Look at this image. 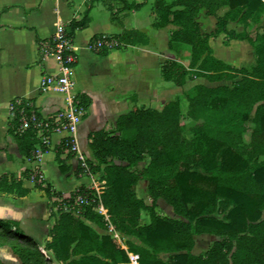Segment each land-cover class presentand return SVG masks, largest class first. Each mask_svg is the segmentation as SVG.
Returning <instances> with one entry per match:
<instances>
[{
	"label": "trees",
	"instance_id": "1",
	"mask_svg": "<svg viewBox=\"0 0 264 264\" xmlns=\"http://www.w3.org/2000/svg\"><path fill=\"white\" fill-rule=\"evenodd\" d=\"M101 1L110 10L112 1H120L128 10H137L145 3V0L140 3ZM90 6L80 19L69 22L66 31L70 39L75 30L87 26ZM224 7L227 9L223 14L217 15ZM154 9L157 19L153 25L177 26L171 32L170 43H182L190 51L186 66L174 60H165L160 65L164 80L182 86L190 72L211 80L233 79L237 73L242 77L230 87L194 86V95L188 97L187 115L200 123L191 129V139L182 134L179 98L169 100L161 109L142 106L131 109L116 117L111 130L89 132L88 147L93 160H86L87 171L103 173L105 188L100 200L115 227L135 235L150 248L128 247L138 254V264H264V17L259 24L260 32L254 37L246 31L248 20L264 12V0H174L170 3L154 0ZM200 10L216 17L214 33L224 32L252 46L255 66L235 69L212 55L209 34L201 33L196 22ZM234 20L244 25L239 33L226 29L227 22ZM111 38L117 43L115 48L146 43L144 34L137 30H123ZM95 53L105 55L107 49L101 48ZM74 97L84 109L90 104V98L84 94ZM9 108L6 133L14 138L17 151L25 157H30L36 145L42 152L46 151L48 145L40 141L30 119L31 114L43 118L32 100L20 98V103L12 100ZM21 109L28 120L25 129L20 128ZM248 120L252 127L246 141L243 134ZM52 132L50 126L43 134L49 137ZM65 141L66 138L60 144ZM66 169L59 164L62 173ZM22 177L31 179L46 196L61 197L50 185L42 186L34 172L27 170ZM139 180L146 182L149 205L133 190ZM84 190L81 186L62 201H70L75 193ZM0 191L19 196L27 193L20 180L6 175L0 176ZM157 199L166 202L182 219L159 216L155 212ZM140 209L148 211L147 225H137ZM226 209L221 218L217 216L216 211ZM84 220L102 225L101 217L91 207L76 216L58 208V219L51 227L52 235L44 249L50 250L61 264L128 262L127 252L113 238L99 236ZM196 234L217 237L203 255L190 253ZM2 242L22 264H51L36 241L23 234L14 220L0 219V246ZM93 251L110 262L90 254ZM160 251L173 254L168 261H162L156 257ZM0 264L6 263L0 261Z\"/></svg>",
	"mask_w": 264,
	"mask_h": 264
},
{
	"label": "crops",
	"instance_id": "2",
	"mask_svg": "<svg viewBox=\"0 0 264 264\" xmlns=\"http://www.w3.org/2000/svg\"><path fill=\"white\" fill-rule=\"evenodd\" d=\"M127 1L140 3L143 0ZM163 1L170 3L174 0ZM75 2L76 0H0V176H12L20 180L21 186L27 189V193L23 196L14 192L0 191V219L16 221L23 234L35 240L39 249L51 259V264L61 263L54 259L50 250L44 249V245L51 238L50 230L58 219V208L67 211L63 208L67 201L63 202L62 199L68 198L82 186L84 191L96 189L99 202L102 205L100 196L105 188L103 173L101 171L89 172L80 166V157L85 162L93 160L88 147V133L96 130H111L119 114L141 107L146 96L148 97L146 99L159 104V107L168 102L172 89L162 78L160 65L165 60H174L186 66L179 57L171 55L175 46L184 45L178 42L170 43L171 32L177 26L172 23L158 27L153 25L157 19L154 0H145V3L137 10L124 9L120 1H112L111 10L101 0H80L76 7ZM88 6L90 8L87 13V26L75 30L71 40V50L76 55V63L70 73L72 86L67 92L52 87L40 90L41 78L47 74H57L59 66L52 56H44L40 53L39 43L49 38L58 25H62L67 30L69 22L72 19H80ZM224 8V10L227 9ZM174 9H180V7H174ZM221 14L223 13L218 10L217 15ZM199 16L210 20L212 23L210 30L205 29L198 21ZM196 22L201 33L209 34L208 44L214 57L235 69L255 66L256 59L247 65L240 63H237V66L234 65L233 47L239 49V62L244 61L248 51L253 54L254 50L244 39L230 38L224 32L214 33L215 16L207 15L203 10H200ZM231 22H227L226 29L239 32L228 27ZM123 30L142 32L146 43L113 47L107 49L105 55L97 54L88 47L89 42L97 36L114 37ZM214 36L222 38L221 44L217 43ZM198 77L204 76H195V78ZM237 78L240 79V77ZM208 81L214 80L208 79ZM185 82L182 86L174 85L175 90L183 88ZM197 84L208 87L215 86L202 81H197L195 85ZM77 94H84L90 98V104L85 109V117L76 119L72 124L71 131L59 128L52 132L47 140L48 149L46 151L42 152L39 145H36L30 157L21 155L17 151L14 138L6 133L10 117V102L16 98L31 99L43 118L57 121L60 116L65 114L72 96ZM140 103L142 104L140 105ZM70 135L73 136L75 144V149L72 152H69L64 144H60L65 137ZM60 163L67 167L66 172L62 173L59 170ZM50 168L56 172L57 182L49 181L48 170ZM27 170L38 172L37 175L42 186L50 185L55 191L61 193V197L46 196L43 190L35 187L31 179L22 177V174ZM139 185H142L147 198L138 195L137 187ZM133 190L137 197L143 199L145 205L151 203V199L146 193L144 180H139ZM31 197L34 199H30ZM146 199H149L150 203L146 202ZM54 202L60 206L55 205ZM160 202L168 208L167 213L162 214L157 210ZM37 203H40L39 207L35 206ZM155 203V212L159 216L182 219L162 199H157ZM48 209L51 210L50 213ZM52 209H54V216ZM92 210L101 217L102 225L88 220H84V222L99 236L107 235L113 238L127 252L128 262H118L117 264H138V259L136 261L130 259L131 254L137 253L129 251L128 247H143L148 250L150 248L135 235L124 233L116 228L103 205L101 211ZM144 211L145 209L139 210L138 226L149 223V215L142 218ZM70 212L75 216L80 214V212ZM28 226L29 228H25ZM30 228L31 230H29ZM198 236L213 238L216 236L211 234L193 236L194 243L190 253L203 255L215 239H212L210 246L203 252H195ZM90 254H95L102 260L110 262L108 258L101 257L94 251ZM172 254L173 252L160 251L156 257L162 261H168ZM78 257L72 256L71 258ZM10 258L14 263L8 262V264H22L11 253Z\"/></svg>",
	"mask_w": 264,
	"mask_h": 264
},
{
	"label": "built area",
	"instance_id": "3",
	"mask_svg": "<svg viewBox=\"0 0 264 264\" xmlns=\"http://www.w3.org/2000/svg\"><path fill=\"white\" fill-rule=\"evenodd\" d=\"M71 40L72 39L68 37L67 31L64 27L62 25H58L49 38L39 43L40 53L44 56H52L59 66V72L57 74H47L41 78L39 84L40 90L43 91L52 87L67 92L72 86L70 73L73 65L76 63V55L71 50ZM116 44L117 43L113 38L101 35L98 38L92 39L89 42L88 47L93 52H96L101 48H113ZM13 101L15 103H20V98H16ZM84 113L85 109L79 105L78 100L72 96L66 107L65 114L60 116L57 121L48 118H37L34 114H31L30 119L32 120V125L36 129L40 141L47 143L48 137L43 134L46 129L52 126L53 132L59 128L71 131L73 122L76 119L81 118ZM20 121V128L25 129L27 127L28 120L22 109L20 110ZM65 138V148L69 150V152L74 151L75 144L73 136L70 135ZM79 159L80 166L87 171L88 168L86 162L82 157ZM92 190L75 193L70 201L68 200L64 203L63 208L67 211H73L76 213H79L86 207H91L94 210L101 211L102 205L99 202L97 191L94 188ZM130 259L132 261H136L138 259V255L131 254Z\"/></svg>",
	"mask_w": 264,
	"mask_h": 264
},
{
	"label": "rangeland",
	"instance_id": "4",
	"mask_svg": "<svg viewBox=\"0 0 264 264\" xmlns=\"http://www.w3.org/2000/svg\"><path fill=\"white\" fill-rule=\"evenodd\" d=\"M80 0H76L75 2V7L78 5V2ZM225 8L223 9H220V13H223V11ZM261 17H264V12L261 14L260 17L258 16H253L252 18H250L248 20V26L246 27V31L250 33V35L252 37H254V35L256 33H259L260 32V22H261ZM199 22L202 23V26L205 27V29L207 30H210L212 28V23L210 22V20H208L207 18H204L202 16H199L198 18ZM215 21V20H213ZM216 22H214V26H215ZM228 27H232L233 29L235 30H238L239 32H241L244 28V25L242 22L240 21H237V20H234L232 21L231 23L228 24ZM237 32V33H239ZM213 34V33H212ZM214 38H216V36H214ZM221 39L220 37L216 38L215 40L217 41L218 44H221ZM174 51L173 53L171 54L172 56H176V57H179L181 61H183V63L185 65L188 64L189 62V59H190V51H189V47L186 46V45H181V46H175L174 48ZM224 50V49H222ZM233 54H232V57H233V62L235 63L234 65L237 66L238 64L237 63H240L241 65H247V64H250L252 62H254V59H256V56H255V53L251 54L249 51L247 54V57L244 59V61L242 62H239L240 61V58L238 56V52H239V49H234L233 47V50H232ZM238 56V57H237ZM102 67H104V64H102ZM246 67V66H245ZM237 77H242L241 73H237L235 74V77L231 80L229 79H225V78H222V79H217V80H214V81H208V79L204 78V77H198V78H195V75L193 74V72H190L188 74V77H187V81L185 82V85L183 86V88L181 87V89H177L175 90L174 88V84L170 81H165L167 84H169L171 86V89H172V93L171 95L169 96L168 100H173L174 98H179L180 100V125H182V134L191 139L192 138V133L193 131L191 130L195 125L199 124L200 123V120L198 119H191L189 118V116L187 115V106H188V97H191L194 95L195 93V88H194V85L196 84L197 81H202L208 85H226L228 87H230L236 80H238ZM175 90V91H173ZM146 98H148L146 96ZM143 101V104L140 103V105L142 104V107H154L155 109H161L162 106L165 104H163L162 106L159 107V104L155 103L154 101L150 100L149 99H146ZM252 116V114H251ZM252 127V124H251V121H246V128H247V131L243 134V138L244 140H248L249 138V130L250 128ZM46 144V143H45ZM140 166L143 165V163H140L139 164ZM35 174H38V172H35ZM103 176V174H102ZM48 179L49 181L51 182H57L58 178H57V174L54 170H52V168H50V170H48ZM97 181H99V178H97ZM137 192H138V195L142 196L143 198H145V194H144V191H143V187L142 185H139L137 187ZM143 193V194H142ZM147 198V196H146ZM30 199H34V197H31ZM146 202L150 203V200L149 199H146L145 200ZM159 204V207H158V211H160L162 214H165L168 212V208L165 206V204H163L162 202L158 203ZM40 203H37L35 206L39 207ZM228 209V208H227ZM226 210H220V211H216L217 212V216L218 217H222L225 212L227 211ZM48 212L50 213L51 210L48 209ZM52 212H53V216L55 215L54 213V209H52ZM145 215H148V211L145 210L142 214V218L145 216ZM25 228H29L28 227H25ZM33 229V228H32ZM31 230V228L29 229ZM39 236V235H37ZM212 239H217V237L213 238L211 236H198L196 238V248H195V252H203L207 247L210 246L211 242H212ZM126 241V240H124ZM4 242H2V245L0 246V261L8 264V262L10 263H14V261L10 258V251L8 249V247H6V244H3Z\"/></svg>",
	"mask_w": 264,
	"mask_h": 264
}]
</instances>
